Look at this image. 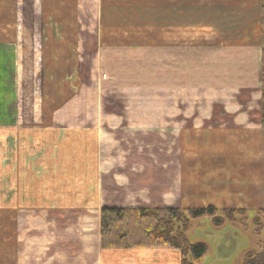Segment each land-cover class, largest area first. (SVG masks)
Wrapping results in <instances>:
<instances>
[{
    "label": "crops",
    "instance_id": "obj_1",
    "mask_svg": "<svg viewBox=\"0 0 264 264\" xmlns=\"http://www.w3.org/2000/svg\"><path fill=\"white\" fill-rule=\"evenodd\" d=\"M226 1L232 3V0ZM253 1L247 7L251 9L254 16L252 20L255 22L246 29L237 25L240 28L236 32L225 28L221 33L219 29L225 40L206 41L202 38L201 44L183 45L186 37L179 47V39L173 42L176 39L172 37L171 43L164 47L160 37L166 32L177 38L179 34L191 38L194 33L192 35L193 31L188 27L198 16L192 13V7H180L178 0H155L156 105L164 102L161 93L164 90L171 91V95L177 94L176 91L191 94L184 97V100L171 98L174 102L172 107L126 106L107 110L104 107H94L85 114L80 111L77 94L68 103L72 107L70 118L65 122L62 121V108L51 115L48 110L50 108L44 107L35 113V116L44 121L37 128L31 129L35 134H31L26 140L12 136L8 142L5 141L12 149L9 154L14 175H58V179L62 181V230L67 227V222L76 229L73 236L62 235V240L73 242L75 246L69 255L62 256V264H180V253L173 248L102 249L99 211L103 206L165 205L181 209L208 205L217 208L221 203L224 206L220 208L243 206L245 192L242 185H246V181L241 175L245 169L238 157L237 161L232 160L228 154L246 157L251 152L250 148L261 147L264 139V129L260 125L259 89L262 0ZM35 2L38 4V11L37 15L33 13L35 16L31 19L37 21L40 18L42 21L44 18L45 21L41 29L44 39L42 40V36L38 39V43L41 40L44 44L43 69L48 78L44 85H62V77L66 83H80L78 71L81 67L82 32L78 25L82 19V0H0V61L9 60L14 63L18 59L17 23L22 13V4L30 5ZM245 2L251 1L244 0L243 3H237L239 6L236 4L235 8H230L223 7L215 0L204 3L201 9L218 15L221 20L224 14L244 11ZM189 3H194V0H188L187 4ZM221 10L224 13L219 14ZM94 15V20L98 21L102 13ZM119 25L123 27L114 30L107 28L106 31L108 34L122 36V39L114 40L115 44L102 49L99 45L93 51L95 55L91 54V58L95 57V67L106 66L105 53L132 51L130 38L125 39L131 34L124 28V22ZM202 29V37L213 32L204 27ZM101 30L102 27L96 30L99 36ZM36 58L39 60V57ZM30 66L38 69L41 67L37 64ZM4 67L9 65L5 63ZM5 77L10 76L8 74ZM117 77L119 76L108 74L102 83L115 84ZM99 80L97 76L96 82ZM149 90L151 91L146 88L145 92ZM60 97L62 99V92ZM46 98L49 99V96ZM181 99L182 102H179ZM206 99L209 101L204 104L202 100ZM4 111L9 112L8 109ZM10 125L15 126L12 123ZM217 148L224 149L223 157L213 152ZM247 148L248 151L245 150ZM23 154L26 155L28 167L16 171L18 157ZM213 154L214 158L217 155L222 158L224 169L212 165ZM3 158V146H0V175ZM146 163L156 167L159 172L155 175H164L163 165L167 163L175 173L181 168L187 175L224 172V191L213 190L212 185L207 183V176L202 184L197 183L199 178L188 176L181 188L186 189L184 193L179 192L181 185L175 175L158 177L160 187L155 183L148 184L152 179L145 172ZM137 164L140 165L139 169ZM162 184L165 188H161ZM236 184H241V190L230 192ZM150 193L160 197L172 194L176 198L163 204L144 205L134 202L137 194ZM199 194L202 197L198 198ZM179 195L182 197L178 198ZM207 196L211 197L206 198Z\"/></svg>",
    "mask_w": 264,
    "mask_h": 264
},
{
    "label": "rangeland",
    "instance_id": "obj_2",
    "mask_svg": "<svg viewBox=\"0 0 264 264\" xmlns=\"http://www.w3.org/2000/svg\"><path fill=\"white\" fill-rule=\"evenodd\" d=\"M178 1L180 7H192L194 9L192 13H196L198 16L188 27L191 28L192 35L193 33L194 35L190 38L179 34L177 38L166 32L160 37L164 47L171 43L172 37L176 39L173 42L179 39V47L182 45L183 38L186 37L188 41L185 40L183 45L201 44L202 38L206 41L210 39L225 40L226 38L221 36L223 29L227 28L229 31L236 32L240 28L237 25L240 24L243 29H246L255 22L252 20L254 16H252L251 9L247 7L252 2L254 3L253 0L244 3V11L224 14L221 20L218 15L201 9L204 3H212L215 0H194V3H189V5L187 4L188 0ZM216 1L223 7L235 8L237 3H243L244 0H232V3L226 0ZM262 3L264 0L261 5ZM22 6L20 20L18 19L17 23L19 29L18 50L16 51L19 54L18 59L16 58L14 63L13 61L10 63L9 60L0 61V146H3L4 157L2 175H0V264H62V256L69 255L75 248L73 242L62 240V235L73 236L74 230H76L74 226H70L72 225L70 222H67V227L62 230V181L58 179V175H14L9 154L12 149L5 141L8 142L12 138L26 140L31 134H35L31 129L37 128L44 122L35 116V113L40 112L44 107L50 108L48 110L51 115L62 108V121L65 122L70 118V108L72 107L68 103L77 94L80 111L85 114L87 111L93 110L94 107H104L105 110L126 106L170 108L173 102L171 98L178 97L184 100L191 94L190 92L176 91L177 94L172 93L171 95V91L164 90L161 92L164 102L156 105L158 101L154 98L155 0H103L99 2L98 0H82V6H80L82 19L79 20L78 25L82 32L81 67L78 71L81 82L66 83L62 77V85L55 83L44 85V81L48 79L43 69L44 44L41 40L38 43V39L41 38L39 36H42V40L44 39L41 29H43L45 21L44 18L42 21L40 18L37 21L31 19L32 16H35L33 13L37 15L38 4L36 2L30 5L23 3ZM97 12L102 13L100 16L101 26H99L100 20H94L96 19L94 14ZM39 13H41L40 9ZM220 13H224V11L221 10ZM239 15L241 16L238 17ZM123 22L125 23L124 28L131 34L125 39L130 38L132 51L119 54L105 53L106 66L95 67V57L91 58V54L95 55L93 54L94 49L97 50L99 45L102 49L115 44L114 40L122 39V36L108 34L106 29L114 30L123 27L119 25V23L122 25ZM101 27L99 36V32L96 30L98 31ZM203 27L213 32L202 37L201 29ZM181 29L180 33H182ZM219 29L221 33H219ZM71 39L70 35L69 40ZM38 52H41V58ZM36 56L39 57V60ZM5 63L9 67H4ZM36 64L41 66L40 69L35 66L29 67V65ZM8 74L10 77L6 78L5 75ZM106 74L119 76L115 84L102 83V80L107 77ZM96 75L100 79L98 83ZM146 88H150L151 91L145 92ZM60 92H62V99ZM47 95L49 99L46 98ZM182 99L179 102H182ZM208 101L209 99L202 100L204 104H207ZM5 109H8L9 112H5ZM11 123L15 126L10 125ZM262 141L261 147L250 148L251 152L249 151L250 154L246 157L228 154L232 160L236 159L237 161L238 157L240 163L242 162L241 166L245 169L244 174L241 175L246 181V185H242L245 199L243 203L242 200H239L243 206L220 208L224 206L221 203V206L215 208L213 213H205L190 221V226L186 231L187 239L191 243L201 242L207 246V250L198 264H250L249 260L252 257L256 256L257 258L264 255V216L259 211L260 208H264V139ZM245 150L248 151L249 148ZM213 152L221 157L224 156V149L217 148ZM214 156L215 154L211 157L214 158ZM220 156L217 155L214 158L212 165L221 166L224 169L225 165ZM26 160L25 154L18 157L19 168L16 167V171L28 167ZM142 165L143 163H141ZM170 166L169 163L163 165L162 171L165 176L175 175L178 177L181 185L179 192H185L186 189L181 188L184 187V181L188 176L199 178L197 182L199 184L205 182L207 176V183L212 185L213 190L224 191L223 183L226 178L224 172L213 171L211 175H203V172L197 175H187L181 168L175 173ZM137 167L139 169L140 165L137 164ZM145 172L151 175L152 181H148V184L155 183L158 187L161 186L158 177H164V175H155L159 172L155 166L146 163ZM132 176L130 175V177ZM162 185L161 188H165V185ZM240 188L241 184H236L230 189V192L231 190L237 192V190H241ZM174 197L172 194L162 197L153 195V193L149 195L137 194L134 197V202L144 205L163 204L173 201ZM181 197V195L178 196V198ZM197 197H202V194ZM209 197L211 196L206 198ZM66 198L68 199V196ZM201 208L203 207L195 209Z\"/></svg>",
    "mask_w": 264,
    "mask_h": 264
},
{
    "label": "trees",
    "instance_id": "obj_3",
    "mask_svg": "<svg viewBox=\"0 0 264 264\" xmlns=\"http://www.w3.org/2000/svg\"><path fill=\"white\" fill-rule=\"evenodd\" d=\"M259 44L260 125L264 128V3L260 8ZM214 211L211 205L201 209L103 206L99 212L100 246L102 249L173 248L180 253V264H198L207 246L191 243L186 231L192 219ZM259 211L264 216V208ZM263 256L252 257L250 264H264Z\"/></svg>",
    "mask_w": 264,
    "mask_h": 264
}]
</instances>
